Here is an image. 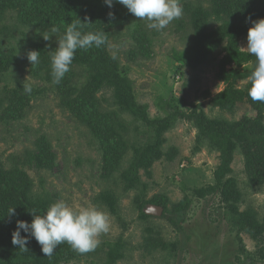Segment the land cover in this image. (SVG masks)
Instances as JSON below:
<instances>
[{
    "label": "rangeland",
    "instance_id": "1",
    "mask_svg": "<svg viewBox=\"0 0 264 264\" xmlns=\"http://www.w3.org/2000/svg\"><path fill=\"white\" fill-rule=\"evenodd\" d=\"M76 1L81 6L78 12L83 11L84 4L86 14L94 16L95 0ZM210 1L180 0L183 15L163 30L149 29L147 21L131 13L121 24L115 22L108 28L106 50L119 62V68L123 67L119 73L131 81L135 104L145 107L137 119L113 106L112 89L101 87L91 97V122H83L85 111L80 110V102L75 106L73 101L83 95L89 68L72 63L60 83L53 84L47 67L40 69L29 63L26 57L33 47L50 59L49 52L56 49L63 34L59 28L51 32L55 25L15 27L14 37L7 40L6 49L13 52L0 65V167L17 166L27 174L31 199L48 196L50 205L64 201L74 208L94 206L109 216V231L98 237V247L88 257L68 264H105L104 253L118 240L120 255L114 264H264V227L246 231L237 224L244 211L258 223L264 221V185H248L240 150L233 154L229 174L241 195L235 210L223 202L220 189L203 197L193 193L194 189L214 185L220 159L215 149L198 141V130L187 116L190 107L198 105L197 112L224 122L255 116L245 99L236 102L232 111L212 104V99L226 88L224 79L231 78L235 70L249 72L251 61L237 69L230 62L221 66L227 57L221 48L195 69L172 59L174 51L185 50L191 41L187 10L199 5L208 8ZM5 4L0 0V8L5 11L2 23L18 26L16 9L8 10ZM102 7L107 8L100 0ZM229 21L233 29H238L232 40L240 52L247 53L241 47L246 46L250 17L239 22L231 15ZM218 25L215 21L210 28ZM138 33L150 39L146 56L138 52ZM44 34L51 35L48 41L42 39ZM220 71L222 77L218 76ZM248 83V76L243 77L233 87L243 90ZM26 85L31 86L29 94L23 93ZM17 97L27 99L26 105L16 111L21 114L19 118L7 119L5 111L12 108L9 104ZM111 114L118 123L114 128ZM159 121H165L168 127L156 132ZM42 138L50 145V157L39 164L40 159L29 158L38 157L37 142ZM115 141L120 142L119 147L114 146ZM154 148L164 156L151 167L139 164L141 156ZM173 149L176 154L170 161L167 156ZM161 196L167 200L165 210L151 202ZM185 201V211L173 209L174 204ZM3 243L0 239V264L12 263ZM13 248L27 263L34 256L45 257L34 238L26 245L28 252ZM39 261L45 262L42 258Z\"/></svg>",
    "mask_w": 264,
    "mask_h": 264
},
{
    "label": "trees",
    "instance_id": "2",
    "mask_svg": "<svg viewBox=\"0 0 264 264\" xmlns=\"http://www.w3.org/2000/svg\"><path fill=\"white\" fill-rule=\"evenodd\" d=\"M2 1L6 3L5 5L8 10L12 9L11 7L16 9L18 26L15 25L12 28L4 25L2 19L4 18L3 14L5 11L0 8V65L3 64V59L11 56L10 52H13L12 50H7L6 45L7 40L14 37L12 32L16 29L15 27L22 29L29 26L40 28L53 24L61 29L64 34L69 24L78 23V20H80L82 24H79V28L83 33L103 32L105 36L104 45L101 47L93 46L87 50L78 49L72 61L76 65H85L89 68V80L82 92L83 95H80L79 99L73 101L75 106H77V102H80L82 107L80 110L84 109L85 111L82 121L91 122L93 117L89 116V111L93 107L91 97L101 87L112 89L113 106L119 108V110L126 111L136 119L142 116L141 114L144 112L145 107L137 106L132 99L131 81L126 75L122 76L119 73V70L121 72L123 67L120 69L119 62L112 58L106 50L108 36L110 37L108 28L115 22L121 24L129 14L124 6L114 3L111 8H100V0H95L92 9L96 12L94 16H88L84 4H82L83 11H77L78 7L81 6H79L76 0ZM109 12L113 14L112 17H109ZM231 15L237 16L239 22L246 17H250L251 23L252 21L264 19V0H211L208 8L201 5L189 8L187 10V20L191 31V41L185 50L174 51L172 59L181 65L187 66L189 69H195L207 63L209 58L221 48L227 54V57L221 61V66H224L226 62H230L237 69L248 61L253 63L255 57L240 52L232 40L238 29H233V26L230 24ZM214 20L219 22V25L211 29V24L215 23ZM20 32L23 34V31ZM142 34L138 33L135 36V40L140 45L139 48L142 50V53L140 49L137 51L146 56V52L148 53L149 50L150 39L147 38L148 36L145 33ZM225 41H227V44L223 46ZM32 49L39 50V48L34 47ZM35 65L40 69L47 67L51 73V69L49 68L50 59L42 51L40 53V62ZM252 70L246 73H240L238 70H235L236 73L231 78H225L224 80L227 82L226 88L212 99V104L224 110L232 111L236 106V102L245 99L255 112L254 117L249 118L245 116L237 122H224L216 118L206 117L201 111L197 112L198 105L190 107L192 111L190 115H187L189 119H193L194 125L198 130V141L202 144L207 143V146L209 145L210 148L215 149L219 153L220 159V164L214 172V185H209L205 189H194L193 193L197 197H203L205 194H211L210 192L220 189V197L223 202L226 203L228 208L234 210L235 204L241 198L236 181L229 175L232 173L230 165L236 150L239 149L243 156L248 185L252 188L264 185V103L253 102L248 97L247 91L250 87V82L245 87L247 90L245 88L237 90L233 87L237 79L249 76ZM222 73L220 71L218 76L222 77ZM205 94L208 95V93ZM26 102L27 99L24 97H17V101L10 103L9 105H12V108L5 111L7 119L10 117L13 119L19 118L21 114H18L16 111H20L26 105ZM97 115H100L98 111ZM94 118H96V115H94ZM114 118V114H111L109 117V120L113 119L111 123L112 128L118 124ZM106 119H108V114L106 115ZM159 124L156 132H160L161 129L168 127L165 121H159ZM119 143L115 141L114 146L119 147ZM49 147V143L44 138L39 139L37 142L38 157L36 158L37 155L34 157L31 155L29 160L33 158L40 159L39 164H43L50 157ZM174 154H176V149H173L167 158L172 161ZM162 156H164V153L160 149L154 148L141 156L139 164L151 167ZM30 190V179L23 170L17 166H13L11 169L0 167V239L4 242L2 246L6 247L10 252L12 263L9 264H68L72 260L76 259L78 261V259L88 257L89 252L79 254L67 243H62L58 245V249L56 248L50 257H42V255L34 256L31 258V262L28 263L26 262L27 259L25 260L24 258L22 260L19 258V253L15 252L13 248L15 246H11V234L16 228V221L23 220L30 223L32 212H35L37 215H43L50 206L48 196L34 199L29 198ZM151 202L163 207V210H165L167 205V200L163 196ZM187 204V201L174 204L173 209L177 212L185 211ZM10 208H15L14 215L8 214ZM239 216L237 224L242 226L246 231L249 229L254 230L255 228L260 229L261 226L264 227V221L262 224L258 223L253 219V215L249 211H244ZM21 235L26 234L21 231ZM155 245H158L157 242ZM109 247L108 252L104 253L105 258H107L105 264H114L120 255L121 240H118L116 244ZM40 258L45 262L39 261Z\"/></svg>",
    "mask_w": 264,
    "mask_h": 264
},
{
    "label": "clouds",
    "instance_id": "3",
    "mask_svg": "<svg viewBox=\"0 0 264 264\" xmlns=\"http://www.w3.org/2000/svg\"><path fill=\"white\" fill-rule=\"evenodd\" d=\"M111 8L114 3L124 6L129 13L147 21V27L153 30L165 29L173 20L183 15L180 0H103ZM109 17L112 13L109 12ZM78 23H71L57 42V47L50 53V67L53 84H59L78 49L87 50L93 46L101 47L105 44L103 32L83 33ZM52 28L51 32H58ZM51 35L44 34L42 39L48 41ZM248 54L255 57L253 70L248 76L250 87L247 95L253 102L264 103V19L252 21L246 36V46L241 47ZM27 60L31 65L40 62V52L36 50L27 53ZM31 86L26 85L23 93L29 94ZM9 215L15 214V208L8 210ZM31 222L16 221V228L11 234V243L19 249L27 251L26 245L30 238H34L46 257L53 255L56 247L67 243L74 251L85 254L94 251L100 244L98 237L107 233L110 228L107 213L97 210L94 206L74 208L64 201L52 203L45 214L37 215L32 212ZM21 231L26 235L21 236Z\"/></svg>",
    "mask_w": 264,
    "mask_h": 264
}]
</instances>
